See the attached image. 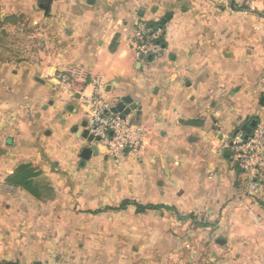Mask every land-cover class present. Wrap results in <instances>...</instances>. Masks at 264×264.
Segmentation results:
<instances>
[{
	"label": "crops",
	"instance_id": "1",
	"mask_svg": "<svg viewBox=\"0 0 264 264\" xmlns=\"http://www.w3.org/2000/svg\"><path fill=\"white\" fill-rule=\"evenodd\" d=\"M247 4L243 15L222 22L207 0H0L5 34L6 23L17 27L8 23L16 15L51 22L59 58L87 71L66 89L71 99L60 108L46 103L55 86L37 75V62H0L2 108L13 104L10 98L15 109L31 108L28 131L10 120L13 108L0 117V181L15 178L18 186L0 190V264H124L122 248L112 262L77 234L125 233L129 218L132 233H210L215 264H264V208L249 204L264 207V191L244 195L227 147L237 125L264 121V0ZM168 12L186 18L177 37H165L162 56L141 60L132 45L139 24L161 23ZM172 21L165 26L174 31ZM93 79L108 99L131 95L137 103L127 117L143 126L145 144L127 153L121 167L95 139L82 137ZM44 122L55 124L56 133L44 131ZM48 142L56 164L79 148L76 166L54 168L43 153ZM92 145L99 153L82 167L81 152ZM21 165L34 167L36 177L41 172L30 187L17 177ZM125 199L133 203L127 209L120 206ZM134 203L160 208L137 213ZM141 221L146 229L134 223Z\"/></svg>",
	"mask_w": 264,
	"mask_h": 264
},
{
	"label": "rangeland",
	"instance_id": "2",
	"mask_svg": "<svg viewBox=\"0 0 264 264\" xmlns=\"http://www.w3.org/2000/svg\"><path fill=\"white\" fill-rule=\"evenodd\" d=\"M210 1L212 3L207 0L210 5V9L214 10V7L215 10L217 9L218 12L214 13H216V16L222 22H226L227 20H229V17L231 15L233 17V15L237 14L238 12V15H243L244 13L241 12H244L249 7L247 4V0ZM174 16L175 17L171 18L173 19L171 24L174 25L176 29L174 31H171L169 29L170 33H168V35H175L174 32L179 31L178 28L183 25V22H185L186 19L181 12H177ZM171 19H169L168 21H170ZM188 19L189 21H192L190 17ZM31 21L32 20L28 19V17L25 15H16V17L9 19L8 23H10L11 25L16 24L17 27L8 26L6 23V29L7 31H9L7 32V34L3 35V38H0V42L4 44L3 47L0 46V62L12 63L17 61L20 62L25 59L31 63L37 62L41 66L40 70L37 72V75H45V79L52 78L53 82L51 84L55 86L53 87L54 96H49L46 103L48 104L50 100L53 102L55 101L60 105L61 108L67 101H69V99H71L69 96L71 91H66V89L69 87L65 86V84L61 80V76L64 73L76 71L78 76L74 77V81L71 84V86L73 87L74 84H76V82L80 80V78H85V76H87V71L84 65L81 66L71 63H64L62 62V59L59 58L58 55L61 52L62 46L58 45L57 41L54 40L55 36L57 35L54 24H52L51 22L33 24V22ZM155 24L161 25L160 21L155 22ZM186 34L187 33H184L185 36ZM175 37L177 36L175 35ZM51 67H53L54 70H52L51 73H48L47 69ZM239 87L242 86L240 85ZM14 100V98L9 99V101L13 104L7 108H2V105L0 103V117L3 118V115L7 113L10 116V114H12L11 111H15L16 114L14 115V117H11L10 120L13 121V119L16 117L17 119L15 118L14 121L18 123L19 119L21 125H23L22 127L24 131H28L30 130V118L28 117L29 115L27 116V114H25L27 113L25 110L28 109L29 111L31 110V108L26 107V105L24 106L18 104L21 109H15L16 107ZM12 108L14 111L12 110ZM249 122L250 121H246V123ZM47 124L49 123L44 122V125L41 126V128H43V130L45 131V129H47L48 127L52 129V132H54L55 134V131L58 130L56 125L54 124L53 126L52 124ZM240 127L241 125H237V128ZM31 129H33L32 125ZM48 144L49 142L46 144V147L49 146ZM75 144L79 145L77 142H75ZM45 149L43 150V153L47 156L53 157V160H50L53 167H59L58 165L60 163H55V157H58L56 148H54V146H49L47 150ZM19 150L20 147L18 146L16 148V151L18 152ZM79 150L80 149L77 148L76 154L73 159L70 160V157L67 156V158L64 159V164L60 165L70 164L76 166L75 161L79 157ZM33 169L34 167L32 169L30 168V170ZM34 174L35 176L32 178V180H34L36 177L35 172ZM40 176L41 172L37 174L36 178L38 179L40 178ZM15 181V178H9L6 179V181H0V190L5 192L15 190V187H18L15 184ZM123 201L128 202V205L122 207L124 209H127L129 206L133 205L130 199H125ZM122 203L123 202L120 203V206ZM249 204H255L254 207L258 209L264 208L261 203L259 204L254 201ZM129 219L130 220L124 222L125 233H82L77 234V236L84 238L89 246H91L92 243L94 244V246L99 247L101 256H109L110 258L113 257V259L111 260L112 262L115 261L114 258L116 252H119L120 248H122L124 252V264H215L214 261L210 260V243L212 240V235L210 233H147L142 231L141 233H132L133 223L131 218ZM198 219L203 220L201 216H199ZM134 223L137 225L139 224L141 229H146L147 227L146 221ZM201 223L202 222H199V224ZM193 224L195 225L197 223ZM111 225L114 226L115 222H112ZM203 225L204 228H206V226L210 225V223L204 222ZM219 242L221 244H224L225 240H220Z\"/></svg>",
	"mask_w": 264,
	"mask_h": 264
},
{
	"label": "built area",
	"instance_id": "3",
	"mask_svg": "<svg viewBox=\"0 0 264 264\" xmlns=\"http://www.w3.org/2000/svg\"><path fill=\"white\" fill-rule=\"evenodd\" d=\"M169 28L141 22L134 37L133 48L143 61L162 56ZM76 71L64 73L61 80L70 87ZM94 94L86 96L87 129L97 141L99 151L112 159L117 167L123 165L129 152L139 153L145 144V129L121 113L113 111L118 100H110L102 92L100 79H93ZM99 138V140H97ZM235 167L244 178V195L256 197L264 191V121H259L250 134L239 132L227 145Z\"/></svg>",
	"mask_w": 264,
	"mask_h": 264
},
{
	"label": "water",
	"instance_id": "4",
	"mask_svg": "<svg viewBox=\"0 0 264 264\" xmlns=\"http://www.w3.org/2000/svg\"><path fill=\"white\" fill-rule=\"evenodd\" d=\"M45 7L47 8L48 5L46 4ZM172 13L168 12L164 18L161 20V25H165L166 22L171 19ZM151 59V57H149ZM262 103L264 104V96L262 97ZM137 108V103L134 101V98L131 95H126L124 97L118 98L117 104L113 107L114 112H119L123 117H127L132 110H135ZM257 119H254L253 121L249 123L243 124L240 128L237 129L236 134H238L241 130L246 133V135L250 134L253 127L257 124ZM83 127L85 128L82 132V137L89 142H92L94 140L93 135L89 133V130L87 129V122L83 123ZM99 140V138H97ZM98 149L96 145H92L91 147H86L81 152V166L84 167L87 160L90 159L92 155H98Z\"/></svg>",
	"mask_w": 264,
	"mask_h": 264
},
{
	"label": "trees",
	"instance_id": "5",
	"mask_svg": "<svg viewBox=\"0 0 264 264\" xmlns=\"http://www.w3.org/2000/svg\"><path fill=\"white\" fill-rule=\"evenodd\" d=\"M5 21H2L0 19V37L3 34H5V31L3 29ZM34 176H35L34 171L30 170L28 165H21L20 166L17 177H19L21 179L20 184L22 186H24L25 188H27L28 186L30 187V185L32 183V178ZM126 205H128V202L123 201V203L121 204V207H124ZM134 205L136 206L137 212H141V213L146 212L147 210H150V209L160 208V207L154 206V205H140L138 203H134Z\"/></svg>",
	"mask_w": 264,
	"mask_h": 264
}]
</instances>
